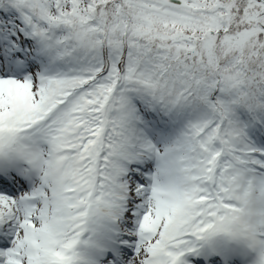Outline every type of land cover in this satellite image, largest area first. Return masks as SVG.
<instances>
[{
    "label": "snow or ice",
    "instance_id": "obj_1",
    "mask_svg": "<svg viewBox=\"0 0 264 264\" xmlns=\"http://www.w3.org/2000/svg\"><path fill=\"white\" fill-rule=\"evenodd\" d=\"M0 264H264V0H0Z\"/></svg>",
    "mask_w": 264,
    "mask_h": 264
}]
</instances>
